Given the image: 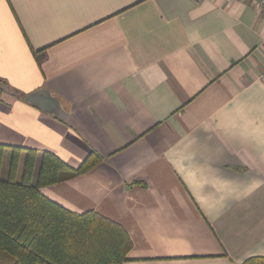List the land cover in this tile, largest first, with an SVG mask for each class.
<instances>
[{"label": "crops", "instance_id": "0c3cea01", "mask_svg": "<svg viewBox=\"0 0 264 264\" xmlns=\"http://www.w3.org/2000/svg\"><path fill=\"white\" fill-rule=\"evenodd\" d=\"M264 15L250 0H0V144L121 225L122 264L264 257ZM6 151H11L7 148Z\"/></svg>", "mask_w": 264, "mask_h": 264}, {"label": "trees", "instance_id": "16d2710c", "mask_svg": "<svg viewBox=\"0 0 264 264\" xmlns=\"http://www.w3.org/2000/svg\"><path fill=\"white\" fill-rule=\"evenodd\" d=\"M11 148L8 178L0 177V264H122L133 243L118 223L94 212L73 213L45 197L40 188L82 174L101 161L90 154L72 169L45 151L32 184L36 150ZM21 171V173H20ZM241 264H264L254 256Z\"/></svg>", "mask_w": 264, "mask_h": 264}, {"label": "rangeland", "instance_id": "374dc122", "mask_svg": "<svg viewBox=\"0 0 264 264\" xmlns=\"http://www.w3.org/2000/svg\"><path fill=\"white\" fill-rule=\"evenodd\" d=\"M10 159H11V151H5L4 157H3V165H2V170L0 177L2 179H7L8 178V172L10 168ZM21 173V171H20Z\"/></svg>", "mask_w": 264, "mask_h": 264}, {"label": "built area", "instance_id": "2783aa9c", "mask_svg": "<svg viewBox=\"0 0 264 264\" xmlns=\"http://www.w3.org/2000/svg\"><path fill=\"white\" fill-rule=\"evenodd\" d=\"M250 1H252V4L254 5L258 13H260L261 15H264V0H250Z\"/></svg>", "mask_w": 264, "mask_h": 264}]
</instances>
